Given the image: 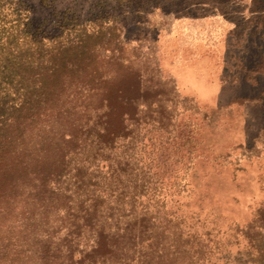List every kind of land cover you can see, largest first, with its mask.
Masks as SVG:
<instances>
[{"label": "trees", "instance_id": "1", "mask_svg": "<svg viewBox=\"0 0 264 264\" xmlns=\"http://www.w3.org/2000/svg\"><path fill=\"white\" fill-rule=\"evenodd\" d=\"M253 4L264 42V4ZM25 5L0 0V264H203L208 233L166 208L191 192V157L167 198L164 144L148 148L147 134L171 118L142 101L141 76L131 92L126 43L98 17L89 28L64 17L41 35ZM244 230L252 246L264 224Z\"/></svg>", "mask_w": 264, "mask_h": 264}, {"label": "rangeland", "instance_id": "2", "mask_svg": "<svg viewBox=\"0 0 264 264\" xmlns=\"http://www.w3.org/2000/svg\"><path fill=\"white\" fill-rule=\"evenodd\" d=\"M253 1L264 4L25 0L23 16L41 35L56 34L64 17L86 28L98 17L126 43L131 92L141 76L142 101L165 104L171 118L162 129L148 125L147 134L148 148L164 144L160 188L167 198L180 182L181 161L191 157V192L173 195L166 208L183 216L185 231L208 233L212 249L203 264H264V230L252 246L244 235L255 218L264 224V42L259 20L247 14Z\"/></svg>", "mask_w": 264, "mask_h": 264}, {"label": "bare ground", "instance_id": "3", "mask_svg": "<svg viewBox=\"0 0 264 264\" xmlns=\"http://www.w3.org/2000/svg\"><path fill=\"white\" fill-rule=\"evenodd\" d=\"M196 66V65H195ZM190 67V66H189ZM201 69V68H200Z\"/></svg>", "mask_w": 264, "mask_h": 264}]
</instances>
